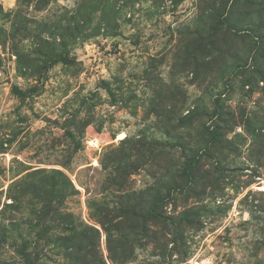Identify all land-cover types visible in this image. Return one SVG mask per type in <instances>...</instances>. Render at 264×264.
I'll use <instances>...</instances> for the list:
<instances>
[{"label":"rangeland","instance_id":"374dc122","mask_svg":"<svg viewBox=\"0 0 264 264\" xmlns=\"http://www.w3.org/2000/svg\"><path fill=\"white\" fill-rule=\"evenodd\" d=\"M0 264H264V0H0Z\"/></svg>","mask_w":264,"mask_h":264},{"label":"trees","instance_id":"16d2710c","mask_svg":"<svg viewBox=\"0 0 264 264\" xmlns=\"http://www.w3.org/2000/svg\"><path fill=\"white\" fill-rule=\"evenodd\" d=\"M217 135H218V130H217V128H214L212 130V137L215 139L217 137Z\"/></svg>","mask_w":264,"mask_h":264}]
</instances>
